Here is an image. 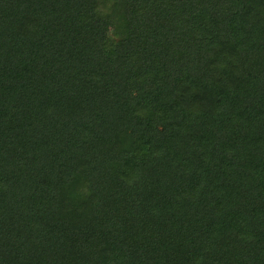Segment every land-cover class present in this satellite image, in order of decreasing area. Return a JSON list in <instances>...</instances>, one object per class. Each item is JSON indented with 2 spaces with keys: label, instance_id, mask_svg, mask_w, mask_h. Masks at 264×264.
Segmentation results:
<instances>
[{
  "label": "trees",
  "instance_id": "obj_1",
  "mask_svg": "<svg viewBox=\"0 0 264 264\" xmlns=\"http://www.w3.org/2000/svg\"><path fill=\"white\" fill-rule=\"evenodd\" d=\"M0 264H264V0H0Z\"/></svg>",
  "mask_w": 264,
  "mask_h": 264
}]
</instances>
